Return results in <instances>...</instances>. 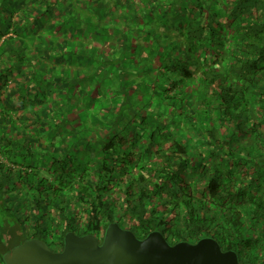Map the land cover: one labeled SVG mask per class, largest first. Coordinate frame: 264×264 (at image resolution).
I'll return each mask as SVG.
<instances>
[{"label":"trees","instance_id":"trees-1","mask_svg":"<svg viewBox=\"0 0 264 264\" xmlns=\"http://www.w3.org/2000/svg\"><path fill=\"white\" fill-rule=\"evenodd\" d=\"M36 1L24 21L79 32L72 48L44 37L35 56L2 40L0 264L9 241L100 240L111 222L169 244L210 237L258 262L264 0H111L102 13L94 0L83 18L80 0ZM13 13L1 9L0 39ZM151 74L162 85L144 97Z\"/></svg>","mask_w":264,"mask_h":264},{"label":"water","instance_id":"water-1","mask_svg":"<svg viewBox=\"0 0 264 264\" xmlns=\"http://www.w3.org/2000/svg\"><path fill=\"white\" fill-rule=\"evenodd\" d=\"M61 251L45 241L29 238L2 255L4 264H249L239 263L233 250H221L210 237L194 243L169 244L161 232L151 231L142 239L116 222L106 225L98 242L92 234L66 232Z\"/></svg>","mask_w":264,"mask_h":264},{"label":"crops","instance_id":"crops-1","mask_svg":"<svg viewBox=\"0 0 264 264\" xmlns=\"http://www.w3.org/2000/svg\"><path fill=\"white\" fill-rule=\"evenodd\" d=\"M33 2L35 4H33ZM37 3L38 1L36 0H27L24 6L16 7V10H14L13 15L10 17V27H8V32L0 39V55H6V53L1 54V48L3 46L2 40L6 39L7 37H14L16 42L22 41L24 50H26L27 54L31 56L36 55V48L39 46V41L44 37L50 38L51 40H55L57 42L68 40L69 45L67 46V48H72L73 43L70 44V41H72L73 37H75L74 35H77V33L79 32L77 28L73 26L72 28L71 26L67 25L66 28L62 29L61 31H58L54 28V21L43 23L40 27H38L35 23L30 22V20L33 21L32 18H29V20L26 19L24 21V17L22 16L24 15L22 13V9L29 10L31 12V8L37 6ZM20 13H22V15H20ZM3 49L6 50L7 46H4ZM41 55H43V53ZM1 57L2 56H0V58ZM48 62V60L43 58V60L41 61V65L44 67H48ZM60 67L62 69H67L68 72L69 70L71 72L72 69L70 63H66L65 61L63 62V64L60 65ZM20 78V76L17 77V81H20ZM12 86H14V84H12Z\"/></svg>","mask_w":264,"mask_h":264},{"label":"rangeland","instance_id":"rangeland-1","mask_svg":"<svg viewBox=\"0 0 264 264\" xmlns=\"http://www.w3.org/2000/svg\"><path fill=\"white\" fill-rule=\"evenodd\" d=\"M54 1L56 2V0H48V2L49 3H54ZM68 1H71V2H73V0H60L58 3H60L61 4V8H64L65 7V3H67ZM96 1V3L98 4V6L97 7H99L98 9H99V13H102V11H104L106 8H107V6H109V4L110 3H112L111 2V0H95ZM113 1V0H112ZM92 2H94V0H92V1H88V2H85V0H80V8L79 7H74V8H72V14L75 12V14H76V16L78 15V18H83L84 16H85V14H86V10L88 9V8H84L82 5H85L86 3L87 4H89V6H90V4L92 3ZM14 3L15 2H13V1H9V0H4V1H1L0 0V8L2 9V12H13L14 11V8H15V6H14ZM64 3V4H63ZM86 4V5H87ZM3 5V6H2ZM103 6V8L102 7H100V6ZM91 7V6H90ZM97 7L96 8H91V10H90V15L93 13L92 12V10H96L97 9ZM1 9H0V12H1ZM20 15H22V13H20ZM19 15V16H20ZM96 18V17H95ZM141 26V25H140ZM145 32L147 33V31L145 30ZM136 73V72H135ZM149 79H157V80H154L155 82H153V83H156V87H154L155 89H150L149 90V92H147V93H145L143 96L144 97H146V96H148V94L149 93H157L159 90H158V88H157V86H159V83H160V85H162V83L160 82L161 81V78L158 76H154L153 74H151L150 75V77H149ZM153 83H151L150 82V86H154L153 85ZM158 84V85H157ZM141 89V88H140ZM134 93V92H133ZM98 98V97H97ZM158 99V98H157ZM142 106V104L140 105V107ZM87 131H89V134H93V132H94V130L93 129H88ZM84 132H85V130H84ZM93 136V135H92ZM87 148H89V146L87 147ZM86 148V149H87ZM88 150V149H87ZM85 154L86 155H89V152L88 151H85V150H83L82 151V156H83V158H84V156H85ZM19 232H21L20 230H19ZM23 237H24V235H23ZM23 239V241L24 240H26V239H28L27 237H24V238H22ZM18 242V241H17ZM17 242H15V240H13V241H9V244L11 245V247H13V246H15V245H17V244H19V243H17ZM262 246V250H260L259 252H258V261H264V258H263V256H264V245L262 244L261 245Z\"/></svg>","mask_w":264,"mask_h":264},{"label":"flooded vegetation","instance_id":"flooded-vegetation-1","mask_svg":"<svg viewBox=\"0 0 264 264\" xmlns=\"http://www.w3.org/2000/svg\"><path fill=\"white\" fill-rule=\"evenodd\" d=\"M260 234H261V229L260 228H258L257 229V235H258V237L260 236ZM78 235H84V234H78ZM260 238V237H259ZM102 239V238H101ZM101 239L100 240H98V242L99 243H101ZM260 240H262L261 238H260ZM263 243V245H264V240L262 241ZM62 246H63V242H58L56 245H53L52 247H51V249L53 250V251H61L62 250ZM262 249V248H261ZM263 258H264V256H263ZM255 264H264V261H258V262H256Z\"/></svg>","mask_w":264,"mask_h":264}]
</instances>
